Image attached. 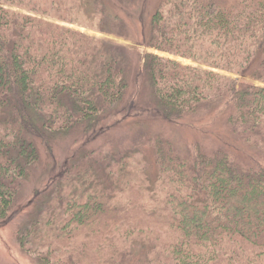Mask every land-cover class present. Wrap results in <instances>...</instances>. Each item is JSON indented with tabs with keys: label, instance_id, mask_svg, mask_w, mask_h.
<instances>
[{
	"label": "trees",
	"instance_id": "1",
	"mask_svg": "<svg viewBox=\"0 0 264 264\" xmlns=\"http://www.w3.org/2000/svg\"><path fill=\"white\" fill-rule=\"evenodd\" d=\"M197 113L228 137L111 150ZM41 160L13 237L42 264H264V0H0V221Z\"/></svg>",
	"mask_w": 264,
	"mask_h": 264
},
{
	"label": "rangeland",
	"instance_id": "2",
	"mask_svg": "<svg viewBox=\"0 0 264 264\" xmlns=\"http://www.w3.org/2000/svg\"><path fill=\"white\" fill-rule=\"evenodd\" d=\"M77 21L80 24L86 26H95L94 24L89 25L91 23L85 21L83 17H79ZM74 27L78 28L77 26ZM87 29L88 28H81L82 31L88 32L91 35L105 37L116 43L131 44L130 41L124 40L123 38L117 37L115 35L100 33ZM178 59L188 64L192 63V61L187 59H182L180 57H178ZM139 92H142L140 94L143 97V101L141 100L142 105L147 107L148 109H153L154 106H156V101H154L152 95L145 90V86L141 85L139 88ZM202 119H204L202 123L198 122ZM147 127H137L135 129H131L132 138L125 139V141L119 143L113 141L114 143L112 142L111 150L116 149L118 147L122 148L124 146H127L129 145V141L132 142L133 144H136V142H138L142 145V147L146 146L143 143V138L145 137V133H144L145 130L152 131L153 133H155L154 135L158 134L163 136L164 138H168L172 140L174 143L176 141L179 147H188L189 145L191 146L193 142L196 140L205 144V146L207 145L210 146L215 143V140L218 141V139H221L222 136L227 138L228 137L227 135H229L226 132L227 131L226 124L222 119H218V117H215L214 119H212L211 117L205 118L204 115H200L199 113L191 115L189 118H187L178 125L177 124L173 125L158 120V121H154L148 128ZM75 135H77V133H72L71 136L61 138L54 145L58 161L61 162L65 161L68 154L70 155L72 150L73 151L75 150V147L77 145V140L81 139V138L78 139V137L73 138ZM87 147L88 146H86L84 149H86ZM81 151L82 149L76 154L75 158L80 156ZM44 161L45 160H41L39 164L35 166V168L32 171L33 174L30 180L25 183L26 187H25L24 195L22 200L20 201V203L24 205L22 207L21 206L17 207V211H15L17 212L16 214L12 213L9 217L0 221V264H42L37 259H33L30 256L25 255L23 252L20 251L19 246L13 237V234L16 229H20L24 227V223L26 225V217H24V214L28 212V205L31 204L30 193L32 192V189H30V186L33 180L35 182L34 186H36L37 184L41 186V179L43 175L42 165ZM27 201L29 202L28 204H26ZM37 202L38 201H36V203ZM12 215L14 218L12 217Z\"/></svg>",
	"mask_w": 264,
	"mask_h": 264
}]
</instances>
